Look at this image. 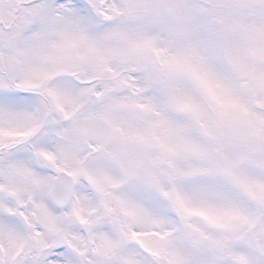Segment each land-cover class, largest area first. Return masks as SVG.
<instances>
[{
  "label": "snow or ice",
  "instance_id": "obj_1",
  "mask_svg": "<svg viewBox=\"0 0 264 264\" xmlns=\"http://www.w3.org/2000/svg\"><path fill=\"white\" fill-rule=\"evenodd\" d=\"M0 264H264V0H0Z\"/></svg>",
  "mask_w": 264,
  "mask_h": 264
}]
</instances>
